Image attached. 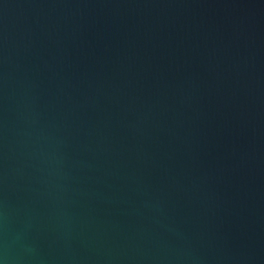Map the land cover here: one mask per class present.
Here are the masks:
<instances>
[{"label": "water", "instance_id": "95a60500", "mask_svg": "<svg viewBox=\"0 0 264 264\" xmlns=\"http://www.w3.org/2000/svg\"><path fill=\"white\" fill-rule=\"evenodd\" d=\"M0 264H264V0H0Z\"/></svg>", "mask_w": 264, "mask_h": 264}]
</instances>
